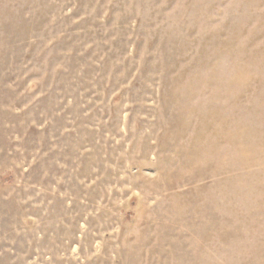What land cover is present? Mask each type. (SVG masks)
<instances>
[{
  "label": "rangeland",
  "instance_id": "374dc122",
  "mask_svg": "<svg viewBox=\"0 0 264 264\" xmlns=\"http://www.w3.org/2000/svg\"><path fill=\"white\" fill-rule=\"evenodd\" d=\"M0 264H264V0H0Z\"/></svg>",
  "mask_w": 264,
  "mask_h": 264
}]
</instances>
